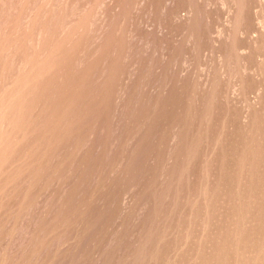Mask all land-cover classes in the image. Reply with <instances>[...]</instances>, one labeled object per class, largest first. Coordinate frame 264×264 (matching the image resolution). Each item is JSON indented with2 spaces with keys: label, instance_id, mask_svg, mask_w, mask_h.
Segmentation results:
<instances>
[{
  "label": "rangeland",
  "instance_id": "rangeland-1",
  "mask_svg": "<svg viewBox=\"0 0 264 264\" xmlns=\"http://www.w3.org/2000/svg\"><path fill=\"white\" fill-rule=\"evenodd\" d=\"M0 264H264V0H0Z\"/></svg>",
  "mask_w": 264,
  "mask_h": 264
}]
</instances>
